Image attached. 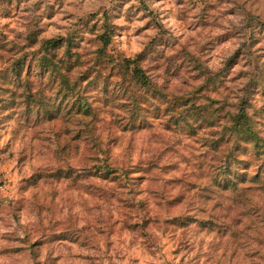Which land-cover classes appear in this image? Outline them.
Returning a JSON list of instances; mask_svg holds the SVG:
<instances>
[{
    "label": "rangeland",
    "instance_id": "1",
    "mask_svg": "<svg viewBox=\"0 0 264 264\" xmlns=\"http://www.w3.org/2000/svg\"><path fill=\"white\" fill-rule=\"evenodd\" d=\"M0 264H264V0H0Z\"/></svg>",
    "mask_w": 264,
    "mask_h": 264
},
{
    "label": "trees",
    "instance_id": "2",
    "mask_svg": "<svg viewBox=\"0 0 264 264\" xmlns=\"http://www.w3.org/2000/svg\"><path fill=\"white\" fill-rule=\"evenodd\" d=\"M101 39L104 45H107L109 43V37L106 33L101 36ZM53 46H54V40H47L45 42V48H47V53L50 50V48H52ZM38 65L42 68L44 74L62 73V72H59V70L55 72V68L57 65L46 54L40 57ZM134 75L135 76L138 75L140 76V78L143 77L142 70L136 68L134 70ZM65 79L66 78H63V80ZM141 81L144 85H146L145 84L146 81L143 80V78ZM59 85H61V83ZM66 88L71 89V86L67 85ZM245 110L246 109L242 107L239 111L234 113V116L231 119V128L228 130L226 134H228L229 136L233 137L236 140L245 142L248 145H253V147H257L258 142H259V137L256 135L254 129L252 128V124ZM223 139H227V137L224 138L223 136ZM230 162L231 161L228 158L225 160V164L223 167L224 170H222V173L229 170Z\"/></svg>",
    "mask_w": 264,
    "mask_h": 264
}]
</instances>
